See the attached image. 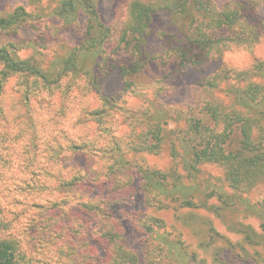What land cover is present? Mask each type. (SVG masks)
<instances>
[{
  "label": "rangeland",
  "instance_id": "obj_1",
  "mask_svg": "<svg viewBox=\"0 0 264 264\" xmlns=\"http://www.w3.org/2000/svg\"><path fill=\"white\" fill-rule=\"evenodd\" d=\"M130 1L97 0L99 15L113 32L112 42L108 44L113 71L104 77L97 76L93 83L78 75L77 87L68 95L66 90L70 79L64 77L52 96L41 90L30 98L32 107H43L45 118L55 115V121L61 110L70 108L67 120L58 130L72 136L94 137L96 124L84 121L86 112L98 109L101 97L120 96L124 84L120 68L136 66V55L132 54L134 38L129 37L126 47H123L126 43L120 48L115 46L125 28ZM212 1L218 9L230 2L236 3L241 14L250 16L248 20L253 24L252 33L247 36L240 28L229 32L215 31V38L226 39L219 47H214L209 53L192 51L183 55L179 23L173 22L164 10H157L152 15L149 33L141 40L148 59L144 65L138 64L139 71L130 79L140 91L137 95L119 97L117 101L119 105H124L127 112H131V118L139 119L137 134H146L151 121L158 123L162 130L160 146L155 142L148 143L152 152L131 151L124 156L126 164H139L160 171L164 178L160 185L162 192L155 191L149 195L132 168L121 169L119 175L96 178L93 170L101 166L98 158L86 161L84 156L72 155L68 149L58 151L61 159L66 156L69 166L78 169L89 167L88 177H83V192L74 193L67 201L65 211L69 214L65 218L71 220L67 227L70 228L69 233L81 240L86 253L88 250L89 253L95 252V258L103 264L119 262L122 250L130 253L137 264H264V220L261 217L264 215V174L254 176L248 173L244 177L245 183L235 187L226 179V171L218 163L204 162L193 169L185 164L189 159L183 143L187 138L184 117L205 116L207 104L216 101L220 103L223 115L231 116L233 110L246 114L245 110L235 106L230 96L231 90L242 88L247 83L234 79L233 75L232 79L219 81L215 79L216 74L224 68L245 72L257 62H264V0H254L247 10L242 9L239 0ZM56 5V0H0V15L9 14L18 7L29 15L27 28L19 30L14 36L3 34L0 42H15L20 48V58H33L43 69L54 67L79 46L84 37L85 24V20L80 19L77 24L65 25L52 17ZM215 81L214 89H206ZM251 82L264 86V73L251 79ZM21 84L13 76L4 83L0 93V101H3L10 120L8 131L28 120ZM87 87L91 89L85 94ZM145 104L153 110H165L155 120L150 119L149 110L145 117L133 113ZM48 106L51 114L47 112ZM169 109H182L184 117L181 118L177 112L170 113ZM79 110L84 112L79 115ZM247 116L255 120L253 141H258V128L264 127V105L247 113ZM114 117L119 124L116 135L123 137L129 134L130 128L123 116L117 112ZM220 123L215 132L222 131L224 123ZM207 126L214 127L210 123ZM233 135L235 143L239 138L238 131L235 130ZM193 138L198 140L196 136ZM20 162L22 159L19 156L16 166ZM112 183L117 190L113 189L110 194L108 186ZM83 203L91 208L85 212L88 216L85 221L79 218L82 210L78 206ZM146 225L153 228L158 239L144 231L142 226ZM112 232L118 233L114 242L109 243V250L111 254L114 250L116 260L109 261L108 250L105 252L106 248L97 240L102 234ZM160 244L164 252L169 246H174L176 255L168 257L164 252L160 255Z\"/></svg>",
  "mask_w": 264,
  "mask_h": 264
},
{
  "label": "trees",
  "instance_id": "obj_2",
  "mask_svg": "<svg viewBox=\"0 0 264 264\" xmlns=\"http://www.w3.org/2000/svg\"><path fill=\"white\" fill-rule=\"evenodd\" d=\"M56 1L52 17L61 20L65 25L77 24L80 19H84L85 24L84 37L79 46L71 50L54 67L43 69L33 58H20V48L15 42H0V93L8 79L17 77L22 83L28 114V120L21 122L16 129L8 131L9 116L5 113L3 101H0V264H103L95 258V252L89 253L88 250L86 253L81 240L69 233L70 228L67 227L71 220L65 218L69 214L65 211L67 201L74 193L83 192V177H88L89 167L78 169L69 166L65 161L66 156L61 159L58 154L60 150L65 152L68 149L72 155L81 154L86 161L98 158L101 166L98 170H93L96 178L119 175L121 169L132 168L140 179L142 188L149 195L155 191L162 192L160 185L164 178L160 171L139 164L131 166L130 163L124 162L126 153L152 152L149 144L154 142L160 146L162 130L158 123L151 121L146 134H137L139 119L131 118V112H127L124 105L118 104V99L137 95L140 91L137 84L130 79L139 71L138 64L144 65L148 59L141 40L149 33L152 15L157 10H164L173 22L179 23L178 30L183 42L180 50L183 55H189L192 51L209 53L214 47H219L226 39L215 38V31L229 32L240 28L248 36L253 28L252 22L248 20L250 16L241 14L233 2L218 9L212 0L130 1L127 5V22L115 46L120 48L126 43L123 46L126 47L129 37L134 38L132 54L136 55V66L120 68L124 79L120 96L101 97L99 108L86 112L84 121L96 124L94 137L72 136L66 131L58 130L67 120L69 107L61 110V114L56 115L58 120L55 121V115L48 116L49 119L45 118L44 108L32 107L29 100L41 90L52 96L59 89L57 84L64 77L70 79L66 90L68 95L77 87L78 75L93 83L97 76L104 77L113 71L114 66L111 65L108 50L111 49L108 44L112 42L113 32L102 21L97 0ZM253 1L239 0L242 9L246 10ZM28 19L29 15L21 7L9 14H1L0 38L3 34L17 35L19 30L27 28ZM262 73L264 62H257L245 72L224 68L215 76V79L223 81L232 79L233 75L234 79L247 83L242 88L235 87L231 90L230 96L235 106L245 110L246 114L241 110H233L231 116L223 115L221 105L217 101L209 102L205 116L200 118L188 119L184 117L182 109H169L170 113L177 112L185 119L187 138L183 143L189 159L185 164L191 169L204 162L218 163L224 167L226 179L235 187L245 183L244 177H247L248 173L254 176L264 174V127L258 128V141H253L252 127L255 120L247 116V113L264 105V86L251 82V79L261 76ZM214 87L216 81L214 84H208L206 89L211 90ZM90 89L87 87L85 94H88ZM47 109L49 113L52 111L49 106ZM148 110L151 111L150 119L155 120L165 109L154 108V111L145 104L133 113L137 112L138 116L145 117ZM81 112L79 110L78 114ZM117 112L123 116L130 128L129 134L123 137L116 135L119 124L114 115ZM220 121L224 124L222 131L218 133L215 130L221 124ZM209 123L214 127H208ZM146 126L148 127L147 124ZM235 130L238 131L239 138L233 143ZM193 135L198 138L197 141ZM59 142L61 144L58 145ZM172 148L175 154L174 145ZM19 156L22 162L16 166V158ZM104 189L102 190L105 191ZM113 189L117 190L112 183L108 186L110 194ZM78 207L82 210L79 212V218L85 221L88 217L85 212L91 208L87 203ZM261 217L264 220V215ZM142 227L151 237L158 239L151 226ZM116 234H102L97 240L106 248L105 252L108 250L109 261L116 260L114 250L112 254L109 250ZM159 247L162 255L163 247L161 244ZM173 247L169 246L164 252L165 255L174 257L176 254ZM115 264H137V261L130 253L122 250L119 252V262L116 261Z\"/></svg>",
  "mask_w": 264,
  "mask_h": 264
}]
</instances>
